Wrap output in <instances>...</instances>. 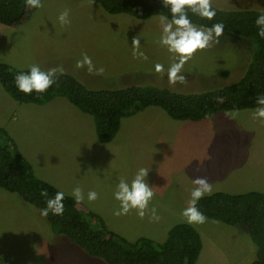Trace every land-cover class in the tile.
<instances>
[{"label":"rangeland","instance_id":"1","mask_svg":"<svg viewBox=\"0 0 264 264\" xmlns=\"http://www.w3.org/2000/svg\"><path fill=\"white\" fill-rule=\"evenodd\" d=\"M41 3L24 24L31 29L30 36L22 27L0 25V63L22 67L28 56L42 57L35 48L46 46L51 61L43 67L45 71L60 65L89 89L149 85L200 93L235 83L244 73L251 52L249 40L222 34L218 43L185 64V82L172 84L153 70L156 63L166 67L170 63L169 53L156 43L160 16L140 21L128 15H111L93 0ZM212 4L264 10V0H212ZM64 10L69 11L68 24L57 19ZM137 35L147 61L132 54L130 44ZM84 54L103 71L77 68ZM53 56L60 64H55L58 62ZM55 100L66 101L63 105L67 109L49 106L51 101L46 109L29 112L33 104L15 101L0 87V127L21 146L34 169L55 181V188L73 197L72 190L80 187L84 193L81 203L100 215L109 230L131 242L143 237L162 243L171 227L185 223L196 229L202 240L196 264H251L256 248L244 227L208 219L203 224H190L181 213L189 206L197 178H206L211 184L207 195L264 194V120L253 117L255 110L218 111L200 122H191L174 121L163 110L148 107L122 119L114 139L102 144L91 117L66 99ZM69 111L73 117L79 114L80 122L72 120ZM140 168L149 170L146 179L153 186V203L161 204L157 196L161 194L171 205L155 208L158 220H153L150 212L141 218L135 210L114 215L119 208L113 198L116 185L121 178L131 181ZM89 191L97 192L95 201L87 200ZM39 214L17 195L0 189V259L7 264H102L54 235Z\"/></svg>","mask_w":264,"mask_h":264},{"label":"trees","instance_id":"2","mask_svg":"<svg viewBox=\"0 0 264 264\" xmlns=\"http://www.w3.org/2000/svg\"><path fill=\"white\" fill-rule=\"evenodd\" d=\"M111 15H128L145 21L168 15L162 0H93ZM212 21L193 17L197 24L223 23V34L251 42L242 76L233 84L200 93H179L149 85H130L116 89H89L74 75L58 74L57 82L44 94L26 95L14 85L21 70L0 63V87L3 94L23 104L41 105L61 97L81 113L91 117L95 135L102 144L110 143L120 129L123 118L157 107L174 121L200 122L218 111L251 110L257 95H264V39L258 36L255 19L264 10L218 8ZM34 8L27 0H0V25L16 28L24 25ZM27 71V70H23ZM228 73H224L226 76ZM0 189L17 195L23 203L39 213L46 199L59 190L37 178L30 163L22 156L8 132L0 127ZM46 190L48 197L41 196ZM63 215L44 217L50 231L102 264H196L202 240L192 226L180 223L171 227L162 243L148 238L134 242L108 229L104 219L75 198L65 195ZM206 219L247 230L256 248L251 264H264V194L212 193L198 201ZM0 264H7L0 259Z\"/></svg>","mask_w":264,"mask_h":264},{"label":"clouds","instance_id":"3","mask_svg":"<svg viewBox=\"0 0 264 264\" xmlns=\"http://www.w3.org/2000/svg\"><path fill=\"white\" fill-rule=\"evenodd\" d=\"M27 6L39 9L42 7L41 0H27ZM162 6L168 9V15L159 17L160 34L156 43L164 48L170 56V63L167 67L162 63H156L153 67L155 73L165 75L169 83H184V66L193 56L205 49L210 48L212 43H218L219 37L223 34L225 25L213 23L211 26L197 24L193 17L201 20L212 21L217 15V9L213 7L212 0H162ZM60 24H68L69 11H62L57 17ZM258 27V36L264 39V12L255 19ZM132 54L134 57L147 61L148 56L142 51L141 38L137 35L131 41ZM77 68L87 67L89 72H102L103 69H96L92 58L84 54L82 59L77 61ZM63 74L62 67L42 70L39 64H32L25 72L21 70L14 77L16 89L26 95L32 93L44 94L57 82V77ZM256 107L253 117L264 120V95H257ZM149 170L140 168L131 181L121 178L113 192V198L119 202V208L114 212L116 216L127 215L135 210L136 214L143 218L146 212L151 213L153 220H158L155 207H149L154 198L153 186L147 181ZM195 187L191 191L189 206L183 209L182 215L190 224H203L206 221L205 215L197 207L198 201L205 195L211 193L212 186L206 178L193 180ZM41 196L48 197L46 190L41 191ZM71 195L77 203L84 201V193L80 187H75ZM98 198L96 191L87 193L88 201H95ZM65 193L58 191L51 198L46 199V206L40 210V214L47 217L52 215H63L65 205L63 203Z\"/></svg>","mask_w":264,"mask_h":264},{"label":"crops","instance_id":"4","mask_svg":"<svg viewBox=\"0 0 264 264\" xmlns=\"http://www.w3.org/2000/svg\"><path fill=\"white\" fill-rule=\"evenodd\" d=\"M19 27H22L21 29L22 30H24L25 31V33H26V35L27 36H30V34H31V29L29 28V27H27V26H24V25H21V26H19ZM18 27V28H19ZM3 38H5V35H4V37ZM49 50H50V48H48V47H46V46H42V45H40V46H38L37 48H35L34 49V51L36 52V53H41L42 54V57H34L33 58V56L32 55H30V56H28V58L26 59V64H24V66H20L19 67V65L18 64H15V63H12V68H14V69H17V70H28V68H29V66L30 65H32V64H39L40 65V67H41V69L42 70H45L43 67L46 65V64H48L49 63V61H51L50 60V55L48 54V52H49ZM55 59H56V62H58V63H55L56 65L57 64H60L59 62H60V59H57L58 57H55V56H53ZM57 67H60V65H57ZM55 68V67H54ZM63 72H68V73H70V74H72V75H74L75 76V74L74 73H72V72H70V71H63ZM76 77V76H75ZM61 97H57V98H54L53 100H51V101H49V102H47V103H44V104H41V105H38V106H34V105H37V104H33V106H30L31 108L29 109V112H35V110L36 109H46V106H47V104L48 103H50L49 104V106H53V107H60V106H62V108H64V109H67L63 104H65L66 103V101L64 102V101H62V100H55V99H60ZM62 99H64V98H62ZM56 101V102H55ZM69 103V102H68ZM72 105V104H71ZM73 106V105H72ZM74 107V106H73ZM76 108V107H75ZM77 109V108H76ZM256 108H254V109H251V110H255ZM78 110V109H77ZM79 111V110H78ZM80 112V111H79ZM69 113H70V111H69ZM74 113H77V112H75L74 111ZM140 113H142V112H140ZM158 113V112H157ZM71 114V113H70ZM139 114V113H138ZM86 115V114H85ZM136 115V114H135ZM135 115H133V116H135ZM79 116V114H75V117H73L72 116V114H71V119L72 120H76L77 121V123L78 122H80L78 119L80 118V117H78ZM133 116H129V117H126V118H130V117H133ZM90 117V116H89ZM123 119H125V118H123ZM91 121H92V119H91ZM120 125H121V123H120ZM8 132V131H7ZM95 132V131H94ZM8 134H9V132H8ZM10 136V135H9ZM12 139H13V137H12ZM14 140V142L16 143V145H17V148H18V150L20 151V153L22 154V156L24 157V154L22 153V150H21V146L15 141V139H13ZM25 158V157H24ZM27 160V159H26ZM28 161V160H27ZM32 166V165H31ZM32 168H33V166H32ZM40 171L41 170H36V169H34L33 168V172H34V174H35V176L37 177V178H39V179H41V180H43V181H45V182H47V183H49V184H51L52 186H56L55 185V181L52 179V178H49L50 180H48L46 177H44V174L42 173H40ZM57 189V188H56ZM157 194V193H156ZM157 196L159 197V199H160V201H161V204H154L153 203V201H151V203H150V207H160V206H169V207H171V205L169 204V200H167L166 198H163V195H161V194H157ZM173 203H174V199H173ZM172 208H173V206H172ZM39 217H41V214H39ZM168 232V231H167ZM60 237V236H59Z\"/></svg>","mask_w":264,"mask_h":264}]
</instances>
